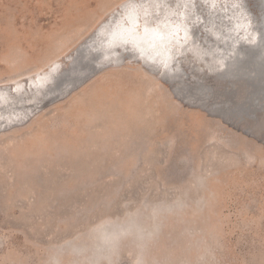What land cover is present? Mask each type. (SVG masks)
Segmentation results:
<instances>
[{"label": "rangeland", "instance_id": "rangeland-1", "mask_svg": "<svg viewBox=\"0 0 264 264\" xmlns=\"http://www.w3.org/2000/svg\"><path fill=\"white\" fill-rule=\"evenodd\" d=\"M144 1L0 0V264H264V130L193 86L223 87L204 51H251L245 22L264 41V0H195L189 39L206 60L175 55L174 80L118 38L114 57L92 48L118 18L136 48L143 24L126 15ZM156 1L172 24L179 2ZM60 66L54 93L32 99Z\"/></svg>", "mask_w": 264, "mask_h": 264}, {"label": "bare ground", "instance_id": "bare-ground-1", "mask_svg": "<svg viewBox=\"0 0 264 264\" xmlns=\"http://www.w3.org/2000/svg\"><path fill=\"white\" fill-rule=\"evenodd\" d=\"M176 1L179 2L181 6L180 9L178 10L165 9L164 10V13L168 17H171V20H173L172 24H169L165 18L157 17V13L161 11L162 8L159 7L161 2H157L156 0L144 1L141 4V7H137L135 5L134 10L131 13H129L130 15L129 16L126 15L128 22L134 21L136 22V25H141V23H138V22H142L143 24L139 29H138V26H135L134 28L135 30H138L140 32L138 35H135V33L131 35V36H134V39H135L134 45L137 44L135 45L136 48H134V46L132 45L124 46L126 42L125 40L129 38V36H124L126 32V28L123 27L122 25L123 24L122 19L118 20L119 18L116 19L117 21H114L115 23L112 21L110 23H106L105 25L101 26L98 30V33H99L98 37L101 39L105 38V41L108 40V43L105 45L104 44L101 45L102 42L97 41L94 44H92L93 45L92 48L102 49L104 48V46L105 48L108 47L107 50H105V53L102 55V57L103 56L104 57L105 56L114 57L115 55H112V52L115 50L113 49V44L111 43V40L112 38H115L116 40L118 38L120 42L124 43V44H120L122 45L121 46L122 50L133 48L134 52H136L138 56L141 57L148 65L151 66L153 64H156L158 66L160 64V71L162 70L163 72H165L166 73L165 75H167V73L170 75H174V78L172 77L174 80L177 76L180 75V71H179L180 68L178 67L175 69L174 67H172V63L174 61L175 55L179 56V61H178L179 65L186 57L187 55L186 53H189V52L191 53L190 54L191 57H195L196 60L200 58L201 59L206 58L203 56V54L199 53L197 47H195L189 39L190 25L187 22V15H188V12L193 8V3L195 0H176ZM228 1L229 0H225L224 2L227 3ZM233 2L234 1L230 3L234 5ZM210 3L212 5H218L221 3V0H210ZM239 8L241 7L239 6ZM239 8L237 11H239ZM137 11H141V13L139 14L141 16L138 15V17H136L138 14ZM108 26L110 27L108 28ZM244 28H246L247 34H250V36L247 39L245 38L246 39L245 41L249 42L248 45L252 44V42H254L255 40V44H258L261 47V50H259V52L262 54V57L260 58V62L262 61L261 63L263 64L264 59L262 58L264 56V41L257 35V33H255L254 30H251V27L249 26V22L244 23ZM235 32H236V28H232L231 33H235ZM214 33H215V36L218 37V39L220 38L221 41L219 40V42H222V40H224V38L221 35L220 30L215 29ZM237 41L238 43H236ZM223 42H225V40ZM232 42L233 43H231L230 48H229V51H231V53L229 54L227 61L224 60V56L218 55L219 56L218 57L217 56L218 53L215 50L214 51L216 52V54H213L214 51L213 53L209 52L210 50L204 51V53L210 54L212 56V59H211L213 61L212 63H216L215 65H213L214 67L212 68H214L213 70H215V73H217V74L215 73L214 74L219 80H221L222 77H224V79L225 78L229 79L232 73H234L233 75L235 78L237 66H240V63H241L242 69H240L239 71L244 76V79L239 81V84L236 85V87L240 89L238 90L239 94L237 93V96L234 97L235 94L233 92V89H231L232 87H234L235 82H238L236 81L237 79L231 78L230 79L231 84H226L225 83L226 81H225L223 83L224 84L223 87L221 85L218 86V83H214L212 87L210 88L205 83L200 82L199 79L197 80V78H195L193 86L195 89L194 93H196V95H194V93L193 95L195 96L194 98L197 97L199 100H201V98H204V96H208V98L209 96L211 98L214 97V100H215L214 102L216 103L217 102L216 99L219 96L216 95L215 92L216 90L221 91V94L223 97L221 96L219 98L220 100L217 99L218 102L215 105L213 104L212 108L210 106L208 107L216 111L221 110L224 113L229 112V114H234V116H237L239 118L242 117L244 113H246L244 116L248 118L249 116L253 115L250 111L252 110L254 111L255 109H257L255 102H253V105L251 107L250 105H247L248 102L251 103L252 101H255L258 99V100H261V102L259 103H261L262 105L264 104V78H262V76L256 75L254 72H250L249 66L251 64L252 58H248L247 56H245L246 51L244 52L239 49V46H238L239 40L234 39ZM225 43H227V41ZM244 45H247V44H244ZM217 62H220V63H217ZM208 63H210V61ZM212 63H210L211 66H212ZM251 67H252V64H251ZM251 70H254V69L251 68ZM219 72L221 73L218 74ZM62 73H63V67L60 66L50 75H48L46 79L42 80L41 82L42 84L40 83L39 85H37L35 94L33 95L32 99H39L42 97L49 96L51 93H54V86L58 84V81L61 78ZM75 74L73 75L75 76ZM182 78H184L183 72H182ZM179 83H180V86H182L181 85L182 82L180 81ZM180 86L178 87L180 88ZM176 89H177L176 91L180 90L178 88ZM184 89H181V91H183ZM211 91L214 92V94H212ZM16 96L17 98H19L18 99L19 102L24 99V97L22 96V93L18 92L17 95L11 96L7 92V93H3L2 100L3 102H7L11 98H16ZM249 107L252 110H249L248 112L247 110ZM259 111L260 110H257L256 112H259ZM10 112L11 111L8 110L6 113H10ZM253 117L251 116V118H248V119L252 120Z\"/></svg>", "mask_w": 264, "mask_h": 264}, {"label": "water", "instance_id": "water-1", "mask_svg": "<svg viewBox=\"0 0 264 264\" xmlns=\"http://www.w3.org/2000/svg\"><path fill=\"white\" fill-rule=\"evenodd\" d=\"M248 43L249 42H246V44H247L246 46L251 51L246 50L245 56H247L248 58H252V61H251L252 67H251V64L249 66L250 72H254L256 75L262 76V78H264V62H263V64L261 63L262 61L260 62V58L262 57V54L259 52V50H261V47L258 44H255V40H254V42H252V44L248 45ZM257 52H259V53H257ZM262 59H264V56H263ZM239 62H238V64H239ZM241 66H242L241 63H240V66H237L235 78H234V75H233L234 73H232L229 79H227V78L224 79V77H222L221 81H219V82H225L226 81L225 82L226 84H231L230 83L231 82L230 79L234 78V79H237L236 81H238V83H239V81L244 79V76L239 71L240 69H242ZM251 68L254 69V70H251ZM220 73L221 72H219L218 74H220ZM218 86H220V84H218ZM231 89H233V92L235 94L234 97L237 96V93L239 94L238 90H240V89L237 88L236 85H234V87H232ZM212 94H214V92H212ZM215 94L219 96V97H217V99H219L222 96L221 91H218V90H216ZM253 102H255V104L257 106V109H255L254 111L250 108L253 105ZM259 102H261V100L257 99L255 101H252L251 103L248 102V104H247V105H250V107L248 108L247 111L249 112V110H252V111H250L253 114L251 116L252 117L254 116L252 120L248 119V118H251V116H249L248 118L244 116L246 113H244V115L241 118H239L237 116H234V114H229V112H227V111L226 112H227V114L230 117L235 118L236 120H238V122L241 125H244L247 130L260 133V131L264 130V104L262 105ZM257 110H260V111L256 112Z\"/></svg>", "mask_w": 264, "mask_h": 264}]
</instances>
